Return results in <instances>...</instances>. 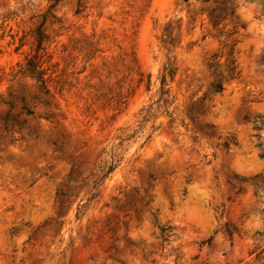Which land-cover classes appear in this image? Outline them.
Listing matches in <instances>:
<instances>
[{"label":"rangeland","instance_id":"rangeland-1","mask_svg":"<svg viewBox=\"0 0 264 264\" xmlns=\"http://www.w3.org/2000/svg\"><path fill=\"white\" fill-rule=\"evenodd\" d=\"M43 13L47 92L16 74ZM165 64L182 122L79 212ZM0 264H264V0H0Z\"/></svg>","mask_w":264,"mask_h":264},{"label":"trees","instance_id":"trees-1","mask_svg":"<svg viewBox=\"0 0 264 264\" xmlns=\"http://www.w3.org/2000/svg\"><path fill=\"white\" fill-rule=\"evenodd\" d=\"M48 16H51L57 20L55 13H43L41 22L33 29L32 35L35 43L34 53L27 57L24 62L19 66L16 74L24 75L30 79L36 81L45 92L47 88V77L44 63L46 60L43 58L45 54V43L49 41V34L43 27L47 21ZM168 25L165 27L167 32ZM40 51H42L40 53ZM172 70L169 69V64H165L163 67V73L160 77L159 86L155 91V95L151 100L141 106L138 111V116L135 123L130 127L128 133L125 135L117 134L116 150H113L112 142L105 145L103 151L99 155L95 164L94 172L88 184V190L84 201L77 204V210L84 213L89 205L98 195V189L100 185L114 172V170L125 160L132 145L136 146V150L140 149L145 143H147L157 132L159 128L158 117L165 116L175 127L182 122V119L178 112V107L174 102L173 95L170 93V88L167 85V75H170ZM212 91L220 92L223 86L219 79L212 82ZM150 81L147 82L146 89L149 90ZM27 113H32L30 109L22 107ZM5 128L11 122V126L17 121H11L8 113L3 116ZM239 190V189H238ZM237 190V191H238ZM159 229V236L162 241H170V237L174 235L172 232V226L169 225H157ZM225 230L229 236L232 235L236 228L229 223L225 224Z\"/></svg>","mask_w":264,"mask_h":264}]
</instances>
